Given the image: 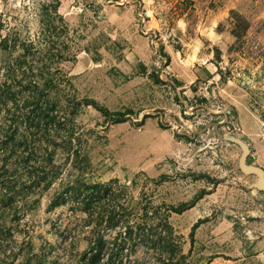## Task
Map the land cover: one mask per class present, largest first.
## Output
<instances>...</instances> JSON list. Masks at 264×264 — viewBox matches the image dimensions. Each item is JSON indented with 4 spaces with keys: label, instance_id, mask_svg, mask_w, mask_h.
Wrapping results in <instances>:
<instances>
[{
    "label": "rangeland",
    "instance_id": "374dc122",
    "mask_svg": "<svg viewBox=\"0 0 264 264\" xmlns=\"http://www.w3.org/2000/svg\"><path fill=\"white\" fill-rule=\"evenodd\" d=\"M44 1L59 2L74 57L58 65L64 81L52 95L60 121L49 152L60 174L32 188L23 154H0V179L16 183L11 204L0 198V264H86L92 229L108 218L68 192L58 204L80 179L112 185L115 220L154 227L186 203L168 218L184 264H264V191L247 188L257 177L224 139H243L248 162L264 168V0H0V21L37 35ZM100 108L126 112L125 121ZM156 249L146 240L122 258L157 264L169 254Z\"/></svg>",
    "mask_w": 264,
    "mask_h": 264
},
{
    "label": "trees",
    "instance_id": "16d2710c",
    "mask_svg": "<svg viewBox=\"0 0 264 264\" xmlns=\"http://www.w3.org/2000/svg\"><path fill=\"white\" fill-rule=\"evenodd\" d=\"M41 30L37 35H32L29 28L8 27L4 21H0V111L2 106L8 111L10 119L7 120V130L1 141L0 154L4 153V160L8 161L18 152L22 153L21 163L29 169L32 178V188L41 186L47 180L49 187L60 171L56 170L54 163V151L49 152L51 128L60 121L57 108L60 101L52 98L53 93L60 88L64 78L59 70V64L65 60L72 59L71 45L68 42L70 35L68 25L59 12L58 1H44L40 8ZM5 32V33H4ZM236 36H239L236 34ZM218 58L221 57L220 49H217ZM168 58L169 56L166 55ZM208 72L211 78L212 73ZM155 75V72H152ZM159 80V76L157 75ZM86 105L93 104L86 101ZM71 103L70 106H74ZM76 109L73 110V112ZM106 118H114L117 123L124 122L126 112H110L108 109L100 108ZM24 127V133L20 128ZM23 133V135H22ZM41 140L37 145L36 141ZM31 144L33 146H31ZM44 144V145H43ZM44 146V148L42 147ZM43 150L42 157L39 158ZM43 160L41 165L32 164V160ZM47 166H50L48 169ZM9 170H6V174ZM9 175L0 179V198L5 199L6 204L13 200V189L16 183H12ZM58 197V204L65 202L66 193L70 194L83 209L91 216L99 209L98 215L102 218L107 214L106 221H98L92 229L93 241L86 250L82 259L86 264H139L138 261L124 260L122 255L126 249L151 242L152 246L160 251H167L168 257L160 259L157 264H184L179 257L176 259L179 246L174 243L172 227L168 221L170 212L181 213L187 204L177 207L168 206L163 213L162 219L154 227L145 222L129 223V221L115 220L116 191L110 183L91 182L84 179L77 180L74 185L66 188ZM5 197V198H4ZM108 202L114 211H109ZM110 205V206H111ZM158 211V210H157ZM169 211V212H168ZM146 215L148 210L145 209ZM121 226L113 241L106 239L108 228ZM199 223H196L191 233V243ZM125 228L124 230L121 228ZM157 250V249H156ZM108 256H106V253ZM107 257V258H106Z\"/></svg>",
    "mask_w": 264,
    "mask_h": 264
},
{
    "label": "water",
    "instance_id": "95a60500",
    "mask_svg": "<svg viewBox=\"0 0 264 264\" xmlns=\"http://www.w3.org/2000/svg\"><path fill=\"white\" fill-rule=\"evenodd\" d=\"M224 139L239 145L242 149V154L239 159V167L245 173L249 175H256V181L247 186L248 189H258L264 191V168L250 164L248 157L251 154V148L247 142L243 139L233 136L225 135Z\"/></svg>",
    "mask_w": 264,
    "mask_h": 264
}]
</instances>
